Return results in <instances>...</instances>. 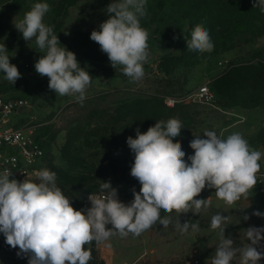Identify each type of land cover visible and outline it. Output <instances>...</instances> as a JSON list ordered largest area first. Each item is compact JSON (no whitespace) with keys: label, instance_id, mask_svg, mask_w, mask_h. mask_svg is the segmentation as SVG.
I'll use <instances>...</instances> for the list:
<instances>
[{"label":"rangeland","instance_id":"rangeland-1","mask_svg":"<svg viewBox=\"0 0 264 264\" xmlns=\"http://www.w3.org/2000/svg\"><path fill=\"white\" fill-rule=\"evenodd\" d=\"M37 2L50 5L44 22L54 26L61 44L75 53L92 76L82 105L74 97L60 96L48 88L49 78L41 77L34 67L42 53L34 40L25 41L14 27V18L21 19ZM111 2L0 0V44H5L10 63L21 73L12 85L0 70V94L21 97L30 104L28 113L12 114L10 122L20 116L28 119L30 114L43 122L38 133L46 153L38 170L54 171L66 196L84 194V205H73L75 209L90 207L88 196L101 194L103 181L117 188L122 202L134 199L132 188L139 191L141 185L130 175L134 154L126 140L135 138L137 127L146 132L158 120L180 119L184 128L173 139L181 143L185 160L194 154L189 146L194 134L203 137L206 130L225 138L239 132L264 154V13L253 8V0H147L148 15L141 25L149 33V56L140 81H131L120 65L114 69L107 54L90 39L91 32L108 18L105 10ZM244 5L248 9L241 15ZM197 23L209 32L214 43L211 52L186 48L184 36L190 39ZM203 83L215 92L216 106L188 99L171 106L165 103L167 97H188ZM259 163L258 173L264 174V155ZM29 179L35 180V176ZM259 185L264 186V175L249 191V198L242 196L233 205L218 199L215 189L205 187L196 198L211 196V205L202 207L199 214L160 213L161 218L171 216L173 223L178 218L181 223H197L199 233L189 229L181 234L173 226L164 228L157 222L140 236L130 233L85 245L92 257L88 264H211L221 238L220 229L211 228L212 216L228 217L225 236L237 247L249 242L245 236L248 227L264 226V217L252 215L254 210L264 213ZM245 214L248 220L243 219ZM18 251L0 233V264H28L27 257L17 256ZM233 264H239V257ZM258 264H264V258Z\"/></svg>","mask_w":264,"mask_h":264},{"label":"clouds","instance_id":"clouds-1","mask_svg":"<svg viewBox=\"0 0 264 264\" xmlns=\"http://www.w3.org/2000/svg\"><path fill=\"white\" fill-rule=\"evenodd\" d=\"M253 8L264 13V0H253ZM50 5L34 3L14 27L27 42L34 40L42 55L35 61V71L48 77V88L60 96L74 97L83 104L91 75L81 67L73 51L62 45L54 26L44 22ZM108 18L94 29L90 39L106 53L111 66H122V72L131 81L143 79L144 63L148 52V31L142 27L146 18L147 0H112L106 8ZM67 35L68 33L65 32ZM176 37H174L175 39ZM190 51L211 52L214 43L208 30L197 23L184 36ZM5 44H0V70L12 85L21 78ZM14 55V54H13ZM184 128L179 118L158 120L146 132L135 129L136 136L127 137L126 143L134 154L130 175L141 185L132 188L134 199L124 203L110 181L100 185L101 194L88 196L90 207L75 209L57 185V174L48 168L34 172L35 180L10 178L12 171L0 172V233L11 248H18L17 256L27 257L28 264H88L91 251L85 245L92 241L105 242L110 237L140 236L159 222L170 225L181 234L189 229L199 233V225L186 220L175 223L171 216L161 218V211L171 214H199L202 207L211 205V196L196 197L205 189H215L216 197L233 205L257 184L262 152L251 147L239 132L226 138L206 130L189 142L194 154L188 155L175 137ZM190 162V163H189ZM31 163V161H29ZM252 215L264 217L254 210ZM250 217L243 215L244 220ZM228 217L217 213L211 218V228L220 229V243L211 264H258L264 258V226H250L245 231L249 241L237 247L232 238L225 236ZM111 225V227H107Z\"/></svg>","mask_w":264,"mask_h":264},{"label":"built area","instance_id":"built-area-1","mask_svg":"<svg viewBox=\"0 0 264 264\" xmlns=\"http://www.w3.org/2000/svg\"><path fill=\"white\" fill-rule=\"evenodd\" d=\"M184 99L216 106V94L208 83L198 86L196 91L188 97H167L165 103L171 106ZM19 107L23 109L18 111ZM29 108L30 104L24 98H10L0 94V172L10 169L12 171L10 178L21 181L26 177L34 176V172L38 170V165L46 153L43 138L38 133L43 122L34 119L31 114L28 119L20 116L10 122L12 114L28 113ZM263 175L257 173L259 183ZM259 189L264 193V186H260Z\"/></svg>","mask_w":264,"mask_h":264},{"label":"trees","instance_id":"trees-1","mask_svg":"<svg viewBox=\"0 0 264 264\" xmlns=\"http://www.w3.org/2000/svg\"><path fill=\"white\" fill-rule=\"evenodd\" d=\"M247 7H246V5H244V7L243 8H240V12H241V15H245L246 14V11H247ZM248 11H250V10H248ZM217 99L218 98H216V103H217ZM69 192L71 193L72 192V190L70 189L69 190ZM68 198H70L71 199V203H72V205H80V206H83L84 205V194L82 193V194H80V195H77V196H75V195H69V196H67Z\"/></svg>","mask_w":264,"mask_h":264},{"label":"water","instance_id":"water-1","mask_svg":"<svg viewBox=\"0 0 264 264\" xmlns=\"http://www.w3.org/2000/svg\"><path fill=\"white\" fill-rule=\"evenodd\" d=\"M22 109H23L22 107H19V108H18V111H21Z\"/></svg>","mask_w":264,"mask_h":264}]
</instances>
